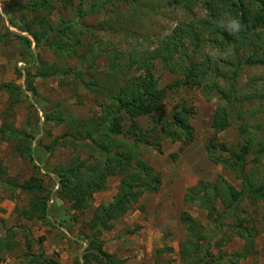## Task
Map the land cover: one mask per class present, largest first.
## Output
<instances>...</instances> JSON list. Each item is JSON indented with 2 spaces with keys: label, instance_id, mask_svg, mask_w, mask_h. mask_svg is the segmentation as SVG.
I'll return each instance as SVG.
<instances>
[{
  "label": "rangeland",
  "instance_id": "374dc122",
  "mask_svg": "<svg viewBox=\"0 0 264 264\" xmlns=\"http://www.w3.org/2000/svg\"><path fill=\"white\" fill-rule=\"evenodd\" d=\"M99 1L105 0H85L83 11L87 15L83 19L78 17L75 7L60 9L53 17L57 24L61 17L68 22L77 17L80 28L97 25L102 20L113 23L112 26L107 23L95 26V35L103 41L101 50L112 56L121 50L124 56L133 49H138L140 53L144 49L153 48L171 37L180 23L199 24L210 13L206 0H195L190 4L192 9L175 4L173 0H122L95 9L94 5ZM243 1L254 5L252 0ZM15 4V0H0V14L3 18L0 20V31L6 37V41L0 43V85L7 83L18 86L21 102L10 108L13 96L6 90L0 91V129L10 124L26 135L28 140H33V159L22 158L14 149V144L7 140L0 144V153L9 175L16 181L21 183L37 177L43 182L49 195L50 222L24 217L21 210L30 201L26 193L18 190L16 195L11 196L9 191L0 190V234H10L16 243V247L0 259V264H28L30 255L34 253H43L46 258L56 261L60 258L62 264H83V255L90 245L89 238L94 237L89 221L97 206L108 205L120 194L121 178H109L106 190L93 194L89 208L74 210L72 203L61 197L58 172L72 166L77 157L86 159L89 149L85 145L88 143L79 138L77 142L82 146L74 149L71 145L73 142H69L73 140L67 134L66 125L46 121L45 117L59 109L68 110L78 118L100 114L103 111L101 105L105 106L108 100L83 88L67 85V82L61 83L58 76L36 78L35 95L26 89V69L35 73V67L26 64L31 56L21 41L7 30L8 27L19 32L11 27L10 16L5 11L6 8L14 10L18 7ZM120 23L126 27L122 26L121 29ZM200 33L205 35L203 31ZM206 39L198 48L190 43L188 52L193 62L211 67L210 75L216 74L213 77H217V82L213 88L205 89L207 93L203 88L171 86L184 79L185 73L181 69L187 60H178L180 66L176 72L160 60L152 67L160 79L159 87L166 89L163 114L170 115L179 105L189 107L192 110L191 124L195 138L188 143L184 140L143 136L139 138L140 144L132 147L154 169L162 182L156 192H145L128 212L112 220L109 230L97 233L95 239L100 240L102 248L123 259L124 264H196L194 259L184 260L182 256L185 249L191 250L195 240H189L190 235L180 220L181 213L185 211L193 216L205 227L208 235L213 234L214 223L206 210L187 201V198L199 183H213L218 177L236 187H240L242 182L238 171L226 169L222 164L214 162L207 152L206 147L214 133L212 121L215 110L225 106L219 90L230 88L228 79L233 75L236 58L233 62L234 56L222 45V41L214 42L210 36ZM45 55L49 61L55 60L54 56L46 52ZM105 59L102 57L99 60L101 67H104ZM69 65L76 67L78 63L70 60ZM239 86L243 93L255 91L259 97H264V63L244 66ZM237 110V122L218 134L217 156H228L235 152L240 142V125L247 126L246 135H251L254 143H264V101H246ZM138 122L145 130L152 127L149 116L140 118ZM129 127L130 122H125L124 131ZM131 141L129 144L135 143ZM254 158L253 153L249 154L248 160L252 162L249 169L260 173L263 179L264 156L261 160L257 159L259 167L254 164ZM217 205L224 210L220 202ZM238 221L255 228L251 254L247 259L239 261L234 253L244 249L245 240L236 237L229 229L230 225ZM227 225L219 230L217 236L211 237V246L205 254L206 264H264V201H242L238 214L235 218H229ZM187 239L190 244L186 242ZM95 247L94 244L91 250H96Z\"/></svg>",
  "mask_w": 264,
  "mask_h": 264
},
{
  "label": "trees",
  "instance_id": "16d2710c",
  "mask_svg": "<svg viewBox=\"0 0 264 264\" xmlns=\"http://www.w3.org/2000/svg\"><path fill=\"white\" fill-rule=\"evenodd\" d=\"M116 1L122 0L99 1L94 8L100 9L106 4H115ZM206 1L210 13L199 24L180 23L171 37L155 47L148 49L141 47L144 50L142 49L143 52L140 53L138 49H133L124 56L122 50L114 56L102 51L103 41L98 40L95 35V26H104L106 23L112 26L113 23L108 20H102L97 25H86L85 28L79 27L77 17L72 22L63 17L58 24L55 22L53 16L56 12L73 7L77 8L78 17L83 19L87 15L83 11L85 0H15L18 7L14 10L5 9L6 14L10 16L11 27L19 30L15 32L7 27L8 32L21 41L31 56L26 64L35 67V73L29 68L26 69L28 91L33 95L37 93L34 86L36 78L58 76L61 83L67 82V85L83 88L103 100H108L105 106L101 105L103 111L100 114L93 113L88 117L78 118L68 110L59 109L45 117L46 121L66 125L69 132L67 134L73 140L69 142L70 144L73 142L71 145L74 149L82 146L77 142L79 138L85 139V143H88L85 145L89 149L86 159L77 157L72 166L58 172L61 197L72 203L74 210L89 208L93 194L106 190L109 178L114 176L121 178L120 194L108 205L97 206L92 220L89 221L88 225L94 237L89 238L90 245L83 255V264H124L123 259L102 248L100 240L95 239L97 233L109 230L112 227V220L128 212L145 192H156L160 187L162 182L160 176L155 174L154 169L132 148L140 144L139 138L151 136L158 139L169 138L173 141L184 140L188 143L194 140L192 110L189 107L179 105L170 115L163 114L166 89L159 87L160 79L152 71V67L160 60L167 68L176 72L180 66L178 60H187V64L181 69L185 73L184 79L171 86L197 87L203 88L204 91L213 88L217 77H213L216 74L210 75L212 68L193 62L188 52L190 43L198 48L202 42L207 41V36L214 38L211 39L214 42L222 41V45L234 56L233 62L236 58V63L233 75L228 79L231 83L230 88L219 90L225 106L215 110L212 121L214 133L206 148L214 162L222 164L226 169L238 171L242 182L240 187H236L224 178L218 177L213 183H199L191 191L187 201L207 211L214 223V231L208 235L205 227L193 216L188 212H182L180 220L190 235L189 240H195L190 247L191 250L185 249L182 252L183 259L192 258L196 264H206L205 254L211 246V237L217 236L219 230L228 226L229 218L236 217L240 203L247 199L252 203L264 201V175L262 179L260 173L249 169L252 162L248 160L249 154L253 153L254 164L260 166L257 159L261 160L264 156V143H254V138L246 135L248 132L246 125L239 126L240 142L235 152L228 156H217L218 134L237 122L238 106H242L246 101H264V97H259L255 91L243 93L239 86L244 66L264 63V31H261L264 29V0H252L254 5L246 4L243 0ZM172 2L192 9L190 4L195 0ZM0 20H3L1 14ZM232 20L239 21L238 32L229 28ZM122 26L126 27L120 23L121 29ZM201 31L205 35L201 34ZM5 38L1 35L0 43L6 41ZM45 52L54 56L55 60L49 61ZM102 57L106 58L104 67H101L99 62ZM70 60H76L78 65L71 67ZM1 90H6L13 96L14 101L10 108L21 102L18 86L3 83L0 85ZM145 116L152 119V127L147 130L138 122ZM125 122H130L127 131H124ZM0 134V144L2 141H10L22 158L33 159V140H28L26 135L10 124L0 129ZM131 140L135 143L129 144ZM63 144L66 145L65 141ZM0 190L9 191L11 196L16 195L18 190L20 193H26L30 196V201L21 210L24 217L50 222L49 195L44 189L43 182L37 177H31L21 183L16 181L9 175L1 153ZM218 202L223 205L224 210L218 207ZM229 229L236 237L245 240L244 249L234 253V256L238 261L247 259L253 249L255 228L238 221L230 225ZM186 242L190 244L188 239ZM94 244L96 250L92 251ZM14 246L16 247V243L10 234L7 233L6 236L0 234V259L15 248ZM28 264L60 263L47 259L43 253H34L30 255Z\"/></svg>",
  "mask_w": 264,
  "mask_h": 264
},
{
  "label": "clouds",
  "instance_id": "9594fccd",
  "mask_svg": "<svg viewBox=\"0 0 264 264\" xmlns=\"http://www.w3.org/2000/svg\"><path fill=\"white\" fill-rule=\"evenodd\" d=\"M229 28L234 31V32H238L240 30V23L238 20H232L229 23Z\"/></svg>",
  "mask_w": 264,
  "mask_h": 264
},
{
  "label": "crops",
  "instance_id": "0c3cea01",
  "mask_svg": "<svg viewBox=\"0 0 264 264\" xmlns=\"http://www.w3.org/2000/svg\"><path fill=\"white\" fill-rule=\"evenodd\" d=\"M1 34H2V33H1V31H0V36H1ZM19 156H20V155H19ZM47 259H50V258H47ZM57 261H58L60 264H62L61 261H60V258H58Z\"/></svg>",
  "mask_w": 264,
  "mask_h": 264
}]
</instances>
